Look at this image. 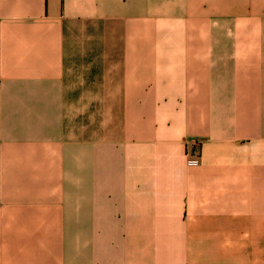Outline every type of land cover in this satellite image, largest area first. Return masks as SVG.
I'll use <instances>...</instances> for the list:
<instances>
[{
  "label": "crops",
  "instance_id": "0c3cea01",
  "mask_svg": "<svg viewBox=\"0 0 264 264\" xmlns=\"http://www.w3.org/2000/svg\"><path fill=\"white\" fill-rule=\"evenodd\" d=\"M0 264H264V0H0Z\"/></svg>",
  "mask_w": 264,
  "mask_h": 264
}]
</instances>
